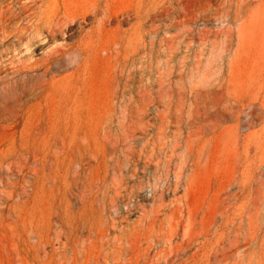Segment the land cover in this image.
<instances>
[{
    "label": "rangeland",
    "instance_id": "374dc122",
    "mask_svg": "<svg viewBox=\"0 0 264 264\" xmlns=\"http://www.w3.org/2000/svg\"><path fill=\"white\" fill-rule=\"evenodd\" d=\"M108 3L105 34L99 13L60 42L93 28L80 76L117 78L109 127L57 99L7 122L0 264H264V0Z\"/></svg>",
    "mask_w": 264,
    "mask_h": 264
},
{
    "label": "bare ground",
    "instance_id": "6f19581e",
    "mask_svg": "<svg viewBox=\"0 0 264 264\" xmlns=\"http://www.w3.org/2000/svg\"><path fill=\"white\" fill-rule=\"evenodd\" d=\"M9 1L3 5L0 0V63L5 59L8 64L0 67V140L8 141L14 135L7 131L9 120L17 125L43 99H57L59 104L54 102L51 111L64 112L65 115L71 110L75 115L85 105L88 123L101 126L105 135L110 123L109 97L113 89H118V80L116 77L104 76L95 82L93 78L87 80L80 76L91 57L93 28L86 32L81 28V36L72 45H63L60 40L72 36L74 25L83 24L88 17H96L99 13L100 30L105 34L111 18L109 0H96L89 5L84 4L85 0ZM104 51L107 54V49ZM38 55L41 56L40 60L32 64L20 63L14 66L21 57L30 60ZM71 61L74 63L72 66ZM69 65L72 72L61 86L62 81L54 80L55 74L66 70ZM124 70L125 62L120 66L119 81H123ZM125 86V83L122 84V88ZM78 91L84 92V101L77 96ZM31 116H38L37 123L42 121L40 111L33 112ZM82 138L94 140L98 135L85 133Z\"/></svg>",
    "mask_w": 264,
    "mask_h": 264
}]
</instances>
